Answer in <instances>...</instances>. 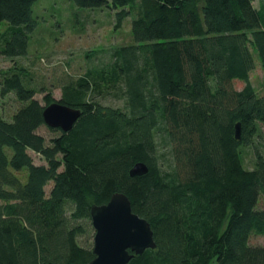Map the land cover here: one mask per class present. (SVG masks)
I'll return each instance as SVG.
<instances>
[{
    "label": "trees",
    "instance_id": "obj_1",
    "mask_svg": "<svg viewBox=\"0 0 264 264\" xmlns=\"http://www.w3.org/2000/svg\"><path fill=\"white\" fill-rule=\"evenodd\" d=\"M36 1L0 0V23L9 25L7 35L0 31V56L28 54ZM73 1L115 10L116 28L132 15V42L114 49L110 69L124 83V107L90 98L98 73L88 70L58 100L80 116L70 130L51 128L42 111L55 99L36 98L15 67L0 70V98L12 93L19 103L9 118L0 114V264L90 261L93 246L78 239L93 228L91 205L115 192L150 223L156 242L128 264H264V245L249 243L264 235V207H257L264 84L259 92L249 79L255 53L264 70V2ZM42 125L58 135L47 140L37 131ZM159 135L171 159L166 169ZM246 147L252 168L244 164ZM138 161L148 171L131 176Z\"/></svg>",
    "mask_w": 264,
    "mask_h": 264
},
{
    "label": "rangeland",
    "instance_id": "obj_2",
    "mask_svg": "<svg viewBox=\"0 0 264 264\" xmlns=\"http://www.w3.org/2000/svg\"><path fill=\"white\" fill-rule=\"evenodd\" d=\"M256 7L264 0H253ZM138 5V0H137ZM133 12L136 14V9ZM33 14L37 20L36 27L29 34L28 54L15 59L0 56V70L15 67L24 74L26 81L36 88L35 97L42 101L49 93L55 100L61 98L62 87L75 83L86 71L99 72L107 75L105 79L92 78L97 86L94 87L95 101L103 105L124 107V83L111 74L115 62L114 49L119 45H128L131 40L132 15L124 18L120 27H115V10L107 7H79L73 0H37L33 5ZM8 23H0V31L4 36L8 32ZM255 67L250 71L249 79L257 91L264 84V70L259 64L255 53ZM112 75L114 78L110 77ZM30 78V79H29ZM244 82L234 80L233 85L241 88ZM100 88V89H99ZM43 102V101H42ZM19 103L11 93L0 98V114L9 118ZM264 128V126H263ZM48 140L58 135V131L42 125L38 130ZM159 152L163 154L162 165L168 168L171 159L168 147L162 136L157 137ZM257 146L264 151V136L257 140ZM244 150V164L247 168L254 165V153L250 147ZM35 163H44L40 155L31 152ZM23 181V173H19ZM51 184L45 187L48 193ZM1 202V201H0ZM258 208L264 207V193H261L257 203ZM94 229L90 228L85 235L79 237L83 245L93 246ZM252 245H264L263 234H252L249 238Z\"/></svg>",
    "mask_w": 264,
    "mask_h": 264
},
{
    "label": "water",
    "instance_id": "obj_3",
    "mask_svg": "<svg viewBox=\"0 0 264 264\" xmlns=\"http://www.w3.org/2000/svg\"><path fill=\"white\" fill-rule=\"evenodd\" d=\"M79 108L55 100L42 111L44 123L51 128L70 130L80 116ZM235 135L240 137V124L235 126ZM148 171L147 165L138 161L129 169V174L141 175ZM90 219L94 229V257L83 264H128L131 257L145 249L156 248L150 223L133 212L129 198L122 192L113 193L104 204H93Z\"/></svg>",
    "mask_w": 264,
    "mask_h": 264
}]
</instances>
